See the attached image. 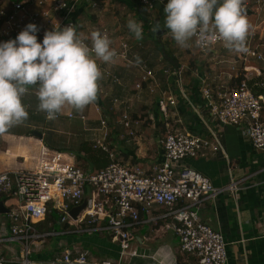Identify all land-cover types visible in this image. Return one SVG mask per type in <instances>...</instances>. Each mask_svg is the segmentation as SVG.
I'll use <instances>...</instances> for the list:
<instances>
[{
    "label": "built area",
    "instance_id": "1",
    "mask_svg": "<svg viewBox=\"0 0 264 264\" xmlns=\"http://www.w3.org/2000/svg\"><path fill=\"white\" fill-rule=\"evenodd\" d=\"M147 12L154 11L158 3L164 9L167 0H137ZM99 8L95 0H25L9 5L0 2V41L13 39L28 23H35L39 32L38 40L42 41L45 32L61 30L73 26L78 31L80 22L73 18L74 13L83 7ZM242 11L249 20L252 8L242 1ZM264 0H256L254 10L260 12ZM89 11V10H88ZM211 28V25H210ZM110 39V33L103 29ZM81 40L91 48L90 38L79 35ZM196 51L205 55L219 44H198V35L193 36ZM247 51L239 52L238 59L244 64L250 59L262 61L263 55L252 45L251 39L245 40ZM130 44L122 40L115 51L113 59H128ZM94 56V53H93ZM98 59V58H97ZM142 75L135 84L137 94L147 90L158 96L159 111L162 114L165 150V161L153 172H147L140 164L125 163L118 158L108 144L111 133V111L105 109L95 100L87 107H93L99 116L100 135L92 141L95 151L106 153L110 164L98 171H85L75 163L69 162L66 154L47 146H42L37 158V166L32 170L0 173V196L7 210L0 212V245L20 242L25 247V258L21 250L10 251L6 256L0 248V264H122L125 256L137 257V252L128 251L135 240V230L142 223V217L153 215L155 209L163 210L154 217L170 220L166 230L172 232L179 240V251L182 255L193 257L199 264H228V247L225 237L211 226L204 223L199 215L207 202L216 198L220 190L202 173L180 165L188 158L206 156L207 152H218L223 146L218 139L204 138L176 128L174 108L177 105L175 96L162 90L157 71L141 66ZM233 70H236L233 67ZM166 77L181 80V70L163 69ZM115 84L122 85L120 78L106 72ZM242 77L239 75V78ZM38 85L28 86V92L35 96ZM183 92V90L181 89ZM24 95V96H25ZM202 95L207 104L210 116L224 126H245L248 136L258 151L264 153V99L256 95L243 77L232 89L214 90L205 86ZM124 106L121 124L136 137L134 120L126 102L119 98L113 100V110ZM112 110V109H111ZM46 115V113H45ZM62 118L74 119V114L57 113L52 120ZM83 122L85 115L80 116ZM49 120V119H48ZM264 197V186H263ZM87 199V207L74 219L70 212ZM59 212V219L48 223L53 230L43 233L38 225L47 221V217ZM55 226H61L56 231ZM10 232L11 236H8ZM108 233L120 246L119 262L110 259H97L92 252L80 245L67 247L62 252L50 255L41 253L40 259H31L30 245L63 235Z\"/></svg>",
    "mask_w": 264,
    "mask_h": 264
},
{
    "label": "crops",
    "instance_id": "2",
    "mask_svg": "<svg viewBox=\"0 0 264 264\" xmlns=\"http://www.w3.org/2000/svg\"><path fill=\"white\" fill-rule=\"evenodd\" d=\"M95 1L99 4V8L93 13L80 7L73 15V18L81 24L77 31L79 35L90 38L92 31L101 32L103 28L91 27L93 25L91 20L97 23L102 16L107 20L110 11H115L114 3H116V10L123 11L122 16L128 17L127 20L144 25L140 19V4L137 0ZM242 1L252 8L246 39H251L252 45L262 53L264 58V7L258 13L254 10L256 0ZM110 16L115 18L116 15L111 13ZM146 17L150 21V27L156 23L158 25L162 23L158 32L163 33L161 36L157 35V42H165V51L179 62L180 81L163 74V69L174 68L164 59L163 54H160L155 62V71H157L162 90L170 92L177 101L174 113L177 122L180 123L176 124V128L204 138L218 137L223 146V150L207 152L206 156L195 159L188 158L180 164L202 173L220 190L216 198L201 208L199 215L204 223L225 237L228 247V264H264V153L254 148L245 126H224L210 116L202 95V90L207 85L214 90L236 87L240 75L247 79L250 89L264 99V59L262 61L250 59L243 64L238 59L239 52L229 50L224 44L216 45L207 54L202 55L196 51L193 37L185 46L179 45L173 39L171 31L164 27L165 11L158 3L154 12L146 11ZM126 22L122 23L118 30H112L114 32L109 33L111 49L117 48L120 42L125 40L118 35H128L125 40L131 48L128 59H112L110 62L97 59L101 78L98 81L95 102L111 111V133L108 141L116 158L125 163L140 164L151 173L165 161V150L162 145L165 132L162 114L159 111L161 99L149 94L147 90L140 95L137 94L135 84L142 75L141 60L153 61L155 55L143 50L144 37L137 39ZM144 30L147 32V29H142L143 34L146 33ZM162 45L164 47L163 43ZM233 67L236 70H233ZM106 72H111L113 76L120 78L122 85L115 84L106 76ZM115 98L126 102L134 120L138 117L143 118L146 112L148 115L146 121L151 123V126L140 119L139 127L133 126L137 136L133 138L128 136L127 130L121 125L124 106L113 110ZM22 103L29 113L28 118L0 133V173L34 169L43 145L54 150H61L66 154L69 162L75 163L85 171L95 172L102 169L98 161H93L94 157L98 159L97 155L101 152L95 151L91 154L87 147L96 136L100 135V118L93 107H88L87 109H90L86 113L84 107L76 110L74 106L65 104L59 113L74 114V119L48 120L45 112L39 110V100L33 93L23 96ZM139 107L143 110L141 111ZM146 107L150 108L146 110ZM82 115L87 117L86 122L80 119ZM52 123L56 124L51 126ZM47 131L65 136L67 142L65 147H55L45 140ZM38 134H42V138ZM106 159L110 160L109 156L103 153V161ZM161 211L163 212L157 207L152 216H143L142 223L135 230V235L138 231L149 227L151 231L149 236L153 237V232L159 231L161 227L166 228L164 226L170 220L154 221V217L161 214ZM145 238L147 236L143 239L139 236L137 241L142 245L144 240H148ZM156 240L163 242L162 247L156 249L155 254H158L154 255L156 259L161 255L163 258L169 257L172 260L171 264H199L195 258L182 255L179 246L172 247V244L166 242L165 236H156ZM69 243L73 242L69 241ZM76 244L85 249L96 246L97 252L103 256V259L111 253L116 254L111 250L112 245L104 238L103 240L93 237L89 240L80 239ZM120 256L119 248V259ZM161 261H159L160 264Z\"/></svg>",
    "mask_w": 264,
    "mask_h": 264
},
{
    "label": "clouds",
    "instance_id": "3",
    "mask_svg": "<svg viewBox=\"0 0 264 264\" xmlns=\"http://www.w3.org/2000/svg\"><path fill=\"white\" fill-rule=\"evenodd\" d=\"M241 5L242 0H167L164 27L181 46L198 35V44L220 39L229 50L245 52L249 23ZM128 28L142 38L139 23L130 20ZM38 32L28 23L15 38L0 41V133L28 118L22 103L28 86L38 85V108L49 120L65 104L82 109L94 101L101 78L97 58L110 62L115 56L108 35L99 30L90 34L91 48L73 26L53 28L42 41Z\"/></svg>",
    "mask_w": 264,
    "mask_h": 264
},
{
    "label": "rangeland",
    "instance_id": "4",
    "mask_svg": "<svg viewBox=\"0 0 264 264\" xmlns=\"http://www.w3.org/2000/svg\"><path fill=\"white\" fill-rule=\"evenodd\" d=\"M113 8H115V11H110L109 18L107 20H105V18H103V16L100 18L99 21H97V23L96 22H92V20H91V23L93 24V25H91V27L99 28V29H100V27L103 28V29L105 28V29H107L110 32L112 30H114V31L118 30L119 26L122 23H125L126 21L127 22L129 21V20L126 19L128 17H126V16L123 17L122 16L124 14L123 11H120V10L117 11L116 10V3L113 4ZM88 10L90 11V13H91V11H92V13L94 11L92 9V6H90L88 8ZM150 12L152 13L154 11H150ZM111 13H113V15H116V16H114L115 18L110 16ZM91 17H92V15H91ZM124 19H126L125 22H123ZM143 26L141 25L142 29H145V27H143ZM161 26H162V23L160 25H158L156 23V24L152 25L151 27L148 26L149 28H147V32L144 30L146 33H144V34L142 33V37H144V38L143 39L141 38L143 40L144 44H145L143 50L147 51V53L155 55V60L149 61V62H148V60H141V62H143V63H141V65L142 66H146L147 68H152L154 70L156 69L155 68V62L158 59V56H160V54H164V50L166 48L165 42H162L164 44V47H163V45H162V43L160 41L157 42V40H158V38H157L158 36L157 35H158L159 28ZM156 29H158V30H156ZM114 31H112V32H114ZM118 36L124 37L125 40L128 37V35L126 36V34H122V35H118ZM140 104H142V103H140ZM87 108L88 107L84 106V111L86 113H88V110L90 109V108L89 109H87ZM149 108L150 107H146L145 109L147 110ZM139 109L141 111L143 110L141 107H139ZM76 110H78V109H76ZM146 110H144V111H146ZM147 116L148 115H146V112H145L143 114V118H139L138 117L136 120L143 119V121H145L146 124H150L149 126H151V123H148V121H146ZM55 124L56 123H52L51 126L55 125ZM122 127L125 130H127L124 127V125H122ZM136 127L138 128L139 125L136 126ZM127 132H128L127 133L128 136L133 138L130 135V132L128 130H127ZM45 140H48L55 147H60V148L61 147H65V145L67 144L65 136L58 135V134H56L53 131H47L46 132ZM108 144H109V141H108ZM41 148H40L39 152H41ZM1 199H2V197L0 196V201H1ZM48 223H49V221L47 220V221L39 224L38 225V229L40 231H42L43 233L52 231L53 229L51 227H49ZM165 226H166V224H165ZM54 229L56 231H61L62 230L61 226H55ZM150 233H151V231H150L149 227L144 229L143 231H138V234L134 236L135 240L132 243V248L128 251L129 253L135 251V252H137L138 256L137 257H131L130 255L125 256L122 259V261H121L122 264H160L159 263L160 260H162L166 264H171L172 260L169 257L163 258L160 255V256H157L158 259L155 258V256L158 255V254H155L156 253V249H158L159 247H162L161 245L163 243L162 241H160V242L158 240L155 241V239H156V236L157 237L165 236L166 242L170 243V245L172 244L171 245L172 247L179 246V240L170 231H168V230H166V228H162V227H161V229L159 231L153 232L154 233L153 237L149 236ZM90 235H93L92 236L93 238H98V239H101V240H103V238L106 239L112 245L111 246V250H113L116 254H112L111 253V255L107 256V258H105V259H110V260L119 262V260H120L119 259V248H120V246H119V244L117 242L113 241L112 236L110 234H108V233H101V234H97V233L89 234V233H87V234H84V235L77 234V235H73V236L63 235V236H60L58 238L54 237L52 239L45 240V241L41 242L40 245L38 243L37 244L33 243V244L30 245V248H31V251H32V254H31L30 258L38 260V259H40L39 255L41 253L45 254L46 252H49L50 255L56 254V253H60L65 248H67L68 246L69 247H73V245H77L76 242H78L80 239H87V240L91 239L92 237ZM8 236H11L10 232L8 233ZM139 236L142 239H143V237L147 236L148 240H144V244L141 245L137 241V238ZM147 238H145V239H147ZM69 241H72L74 244L73 243L70 244ZM0 248L2 250H4L6 256H9V252L10 251H15L16 252L17 250H21V251H19V252H21V257L25 258V255H24L25 247L20 242L5 243L3 245H0ZM88 249H90V251L92 252L94 257H96L97 259H103V256L100 253L97 252L96 246H94V245L90 246Z\"/></svg>",
    "mask_w": 264,
    "mask_h": 264
},
{
    "label": "trees",
    "instance_id": "5",
    "mask_svg": "<svg viewBox=\"0 0 264 264\" xmlns=\"http://www.w3.org/2000/svg\"><path fill=\"white\" fill-rule=\"evenodd\" d=\"M25 1V0H24ZM0 2H5V3H7V4H9V5H13V4H15V3H19V2H21V0H0ZM139 14H140V19L144 22V27H145V29H147V28H149L148 26H150L149 24H150V21L147 19V17H146V9L143 7V6H141L140 5V7H139ZM172 67H174V66H172ZM243 79V77H240V78H238V82L240 83L241 82V80ZM164 127V126H163ZM164 132H165V130H163ZM88 152L90 151V153L92 154V153H94L95 152V150L92 148V144H88ZM60 152H62L61 150H60ZM98 152H101V151H98ZM103 153L104 152H101L100 153V155H97L98 156V159H96V157H94L93 158V161L94 162H97L98 161V164H99V166H100V168H106L109 164H110V160L108 161L107 159L105 160V161H103ZM96 155V154H95ZM59 212H57L56 211V213H53V214H51V215H49L48 217H47V220L49 221V222H51V221H55L56 219L58 220L59 219Z\"/></svg>",
    "mask_w": 264,
    "mask_h": 264
},
{
    "label": "water",
    "instance_id": "6",
    "mask_svg": "<svg viewBox=\"0 0 264 264\" xmlns=\"http://www.w3.org/2000/svg\"><path fill=\"white\" fill-rule=\"evenodd\" d=\"M163 32H158V36H161ZM163 57L165 60H167L170 64H172L174 66V68L179 69V62L178 60L172 58L165 50H164V54ZM40 138H42V134H38ZM87 199L84 200L83 204L79 207H76L74 209L71 210L70 215L76 219L77 216L87 207ZM0 212L1 213H6L7 210L4 206V203L2 201H0Z\"/></svg>",
    "mask_w": 264,
    "mask_h": 264
}]
</instances>
